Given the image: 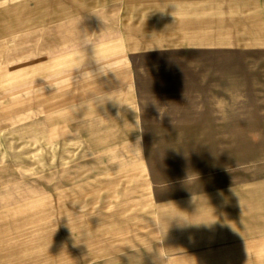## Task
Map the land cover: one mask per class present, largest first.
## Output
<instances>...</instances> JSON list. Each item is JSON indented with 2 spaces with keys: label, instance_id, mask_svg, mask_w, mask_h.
Returning <instances> with one entry per match:
<instances>
[{
  "label": "rangeland",
  "instance_id": "rangeland-1",
  "mask_svg": "<svg viewBox=\"0 0 264 264\" xmlns=\"http://www.w3.org/2000/svg\"><path fill=\"white\" fill-rule=\"evenodd\" d=\"M0 264H264V0H0Z\"/></svg>",
  "mask_w": 264,
  "mask_h": 264
},
{
  "label": "crops",
  "instance_id": "crops-1",
  "mask_svg": "<svg viewBox=\"0 0 264 264\" xmlns=\"http://www.w3.org/2000/svg\"><path fill=\"white\" fill-rule=\"evenodd\" d=\"M31 1H33V0H31ZM37 11L38 10L35 7L33 8V5H32L31 6V14L33 15V14L37 13ZM190 17H192V18H190L188 20V23L191 26H195V28H188L187 30L199 31V30L207 29L210 32H213V30H217L214 27H210V28L202 27L203 24L210 25L212 23H209V22H206V21L201 22L200 20L195 19V17L191 13H190ZM178 22H177V25H178ZM69 23L70 22H68L67 24H69ZM75 23L76 24H73V25L69 24L67 27L63 26V29H65V30H63L64 35H65V32L68 33L67 36H63L64 40L67 41V38L69 40L71 35L75 34L77 31L80 32L81 25H82V30L85 31V33H86L87 26H88L87 22H84V23L75 22ZM158 24L166 25L165 23H162V22H159ZM33 25L34 26L32 27L31 33H30V36H29V38H30V40L32 42L31 49L36 51V52H38V38H39V35H38V24L36 23V24H33ZM98 28L101 31V27L99 26ZM176 28H177V31H178V26ZM224 29H226V28L223 27L222 30H224ZM127 30H130V29L126 28V31ZM140 30H144V29H140ZM144 31H146V30H144ZM57 35H61V34H57ZM188 41H189L188 42L189 48H194V47H196L198 45L197 41H193V40H188ZM33 43H34V45H33ZM67 44H69V43L67 42ZM67 44H63V45H67ZM238 45H239V43L236 46H234V47H236V49H232V50L231 49H227V48L230 47V42L228 41V43H226L224 46H221V47H225L226 49H222V50H226L225 52L228 53L229 52L228 50L234 51V52L235 51H240V50L237 49ZM161 46L158 45V44L157 45H151V44L150 45L149 44L142 45V47H143L142 49L143 50L140 51L141 54H139V55H145V54H150V53L162 52L163 48H161ZM201 47L204 48V50L202 51L203 54H209V53H204V52H207V51L210 52L212 50H216V49H213V48H215L217 46L215 44H212V45H207V46L204 45V46H201ZM239 48H241V47H239ZM184 51H186V50H184ZM191 51H193V50H191ZM36 55H37V53H36ZM200 55H202V54H200ZM31 62H33V60H31ZM244 225H245V223L243 221L241 222V220H239L238 221V229L239 230H238V233H237L238 235L234 234V236L228 237L229 238V243H227L228 247L226 248V254L228 256H235L236 254H238L240 256V255H245L246 254V252L244 250L246 249V240H247V238H246V231H245V226Z\"/></svg>",
  "mask_w": 264,
  "mask_h": 264
},
{
  "label": "clouds",
  "instance_id": "clouds-1",
  "mask_svg": "<svg viewBox=\"0 0 264 264\" xmlns=\"http://www.w3.org/2000/svg\"><path fill=\"white\" fill-rule=\"evenodd\" d=\"M138 142H139V140H138Z\"/></svg>",
  "mask_w": 264,
  "mask_h": 264
}]
</instances>
